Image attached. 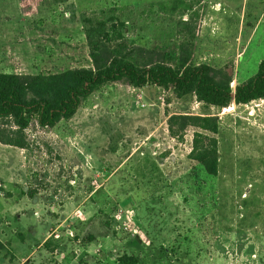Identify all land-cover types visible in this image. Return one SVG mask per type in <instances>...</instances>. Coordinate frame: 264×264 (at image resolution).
I'll return each instance as SVG.
<instances>
[{
    "label": "rangeland",
    "instance_id": "1",
    "mask_svg": "<svg viewBox=\"0 0 264 264\" xmlns=\"http://www.w3.org/2000/svg\"><path fill=\"white\" fill-rule=\"evenodd\" d=\"M92 16L124 24L143 56H186L233 88L264 59V0H0V73L91 68ZM173 114L219 116L218 176L188 157L196 129L169 136ZM26 135V150L0 144V264H264V99L218 110L111 83Z\"/></svg>",
    "mask_w": 264,
    "mask_h": 264
},
{
    "label": "trees",
    "instance_id": "2",
    "mask_svg": "<svg viewBox=\"0 0 264 264\" xmlns=\"http://www.w3.org/2000/svg\"><path fill=\"white\" fill-rule=\"evenodd\" d=\"M83 31L91 68H73L54 74L0 73V144L22 150L29 147L26 130L32 124L42 129L71 119L90 95L111 83L140 89L157 86L181 98L193 95L199 103L218 110L231 104L247 105L264 99V59L246 81L231 86L233 75L208 64L193 65L180 58L177 67L154 61L140 47H127L124 24L85 17ZM171 138L182 140L189 127L192 137L189 159L197 162L209 176L219 173L217 115L173 114L166 120ZM30 193L29 195H31ZM50 239L43 248L50 251ZM4 244L0 241V251ZM114 264H140L136 255L123 254Z\"/></svg>",
    "mask_w": 264,
    "mask_h": 264
},
{
    "label": "crops",
    "instance_id": "3",
    "mask_svg": "<svg viewBox=\"0 0 264 264\" xmlns=\"http://www.w3.org/2000/svg\"><path fill=\"white\" fill-rule=\"evenodd\" d=\"M4 20H6V18L4 17ZM132 88V87H131Z\"/></svg>",
    "mask_w": 264,
    "mask_h": 264
}]
</instances>
